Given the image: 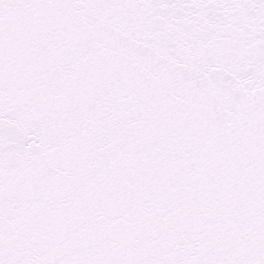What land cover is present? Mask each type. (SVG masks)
<instances>
[{
	"label": "snow or ice",
	"instance_id": "snow-or-ice-1",
	"mask_svg": "<svg viewBox=\"0 0 264 264\" xmlns=\"http://www.w3.org/2000/svg\"><path fill=\"white\" fill-rule=\"evenodd\" d=\"M0 264H264V0H0Z\"/></svg>",
	"mask_w": 264,
	"mask_h": 264
}]
</instances>
